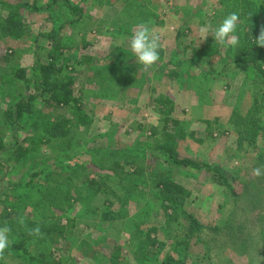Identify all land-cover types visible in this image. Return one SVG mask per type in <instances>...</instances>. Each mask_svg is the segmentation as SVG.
Wrapping results in <instances>:
<instances>
[{
	"label": "rangeland",
	"instance_id": "rangeland-1",
	"mask_svg": "<svg viewBox=\"0 0 264 264\" xmlns=\"http://www.w3.org/2000/svg\"><path fill=\"white\" fill-rule=\"evenodd\" d=\"M73 7L79 14H70ZM232 12L239 14V48L216 43L211 30L201 41L200 27L214 30ZM257 16L264 22V0H0V226L12 229L6 264H39L18 246L37 260L44 253L41 264H111L116 249L119 264H146L139 258L145 233L156 230L162 259L174 253L191 219L203 226L195 234L202 245L193 249L200 264L264 257V177L252 176L264 164V66L243 61L259 47L249 28ZM13 19L21 31L7 26ZM149 21L160 59L145 70L128 44L135 26ZM54 40L57 61L65 59L62 76L72 75L82 98L79 109H47L37 99L15 122L16 103L30 94L15 75L23 70L31 78L36 60L48 63ZM249 111L261 121L246 122L247 129L237 117ZM59 117L69 119L70 132L50 140L49 123ZM164 117L181 122L179 157L217 167L228 186L163 160L155 147ZM17 147L29 150L19 162ZM134 166L143 172L126 173ZM159 180L191 192L176 222L164 209ZM20 216L29 228L38 224L42 238L29 236ZM67 220L73 225L62 237L44 233ZM156 249L145 252L151 257Z\"/></svg>",
	"mask_w": 264,
	"mask_h": 264
},
{
	"label": "trees",
	"instance_id": "trees-1",
	"mask_svg": "<svg viewBox=\"0 0 264 264\" xmlns=\"http://www.w3.org/2000/svg\"><path fill=\"white\" fill-rule=\"evenodd\" d=\"M65 6L67 5L66 2L64 3ZM254 8V11L252 9ZM249 9L254 13L257 14L259 10V4L253 3ZM70 14L76 15L79 14L80 10L76 7L70 8ZM259 16L253 17V21L255 22L249 27L254 37L258 35L260 25L264 24V22H259ZM13 24V25H12ZM8 27L15 28L17 31H21L22 25L21 23L16 22V20H8L7 23ZM20 29V30H19ZM246 39H248V33L246 34ZM52 44V51L48 54L49 62L43 63L40 60H36L32 66V73L31 78L26 77V74L23 70H19L16 73V78L20 81H24L27 85H29L30 94L27 98L21 99L16 103V110L14 112V121L20 120L22 118V113L24 109L28 108L33 102L39 99L43 106L47 109H58V108H66L73 104L75 109H79L77 104L79 101L82 100L81 96L78 98L75 97V93L73 91L74 79L72 75L67 74L62 76V65L61 63L65 62V59H60L57 61V57L59 56L57 52L60 49V40L51 41ZM244 63H249L252 66H256L258 62H260L262 66H264V48L255 47L249 48L246 53L244 54ZM165 103V102H164ZM71 107V106H70ZM261 107V106H260ZM75 110V111H77ZM77 112L74 113V115ZM81 116V113L79 114ZM248 116L241 117L238 116L237 120L242 121V124L245 128H247L246 122L250 124L251 127L257 125L261 119H255L254 115L249 113ZM164 125L162 127V142L157 143L158 145L155 147L156 151L159 152V155L163 158L164 161L168 163L179 166V167H187L193 170H202L208 174H210L213 178L220 181L222 184L228 186V180L217 167H211L206 163L202 162H195L188 158H180L177 151H176V141L178 139H183L184 131L183 129L179 128L181 122H177L176 120H171L168 117H164ZM79 123H84V120L78 119ZM250 127V129H252ZM248 129V128H247ZM264 129V128H263ZM70 132V121L69 119L59 117L58 119L55 118L53 122L49 123L48 131L46 135H49L50 140L56 138L65 139ZM15 138V133L12 134ZM46 138V141L49 142ZM252 140L251 142H253ZM29 150L27 148L17 147L13 152L12 155L16 162L22 161L28 155ZM130 164V163H128ZM132 165V164H130ZM133 166V165H132ZM134 172H126L130 175H137V173L141 174L143 172L142 169L137 168L134 166ZM36 176V174H35ZM94 181H91V184ZM96 184V182H94ZM93 183V184H94ZM92 184V185H93ZM157 185L160 189V197L163 199V206L164 209L168 213V218L176 222L177 221V214L180 209V206L191 196V192L186 190L183 186L172 182H166L159 180ZM101 186L98 187V191H100ZM67 194V193H66ZM65 194V195H66ZM10 216V213L7 214ZM105 217L109 216V214H103ZM190 226L186 229V233L184 238L177 242V245L174 249V253L166 254L162 259H159L158 255L161 252L156 236H151V233H155L154 228H150L147 233H145V237L143 236V241L140 243L139 248L141 250V254L139 258H142L141 263L151 264H200L203 256L199 253L194 252V248H196L199 244L202 245L201 241H199L198 237H195V234L202 231L203 226L199 224L196 220L191 219ZM73 222L71 220H67L65 224H57L53 225L51 228H46L44 233L49 234L53 231L56 234V237H62L65 232L71 228ZM188 235V237H186ZM193 240V244L191 243ZM188 241V242H183ZM149 248L156 249L152 256H148L145 250L149 251ZM17 252H21L22 256L29 257L32 261H36V263L41 264L42 258L44 253L39 254V260L35 259L34 257H30L26 250L20 248L19 246L15 248ZM117 249L116 253L112 255L110 258L111 264H119L117 260ZM27 259V258H26Z\"/></svg>",
	"mask_w": 264,
	"mask_h": 264
},
{
	"label": "clouds",
	"instance_id": "clouds-1",
	"mask_svg": "<svg viewBox=\"0 0 264 264\" xmlns=\"http://www.w3.org/2000/svg\"><path fill=\"white\" fill-rule=\"evenodd\" d=\"M150 23V21L138 23L129 38L128 44L132 54L145 70L150 69L160 59V38L158 35L153 33L149 26ZM238 23L239 14L232 12L224 17L214 30L211 29L210 25H204L199 28V32L202 34L201 41L209 36L208 33L211 30L210 36L213 37L216 43L237 49L239 48L240 43V38L236 34ZM252 40L255 45L264 48V24L260 25L258 35ZM252 176L256 178L264 177V164L252 168ZM16 222L25 227L29 236L42 238L43 233L41 232V228L38 224L31 228L27 227L23 216L18 217ZM11 231L12 229L7 223L0 226V260H4L5 264L6 252L7 255H11L9 238ZM261 261H264V257L259 256L256 253L254 264H261Z\"/></svg>",
	"mask_w": 264,
	"mask_h": 264
}]
</instances>
